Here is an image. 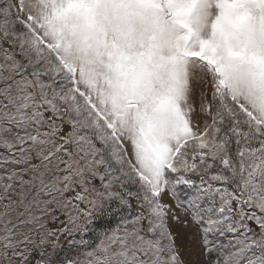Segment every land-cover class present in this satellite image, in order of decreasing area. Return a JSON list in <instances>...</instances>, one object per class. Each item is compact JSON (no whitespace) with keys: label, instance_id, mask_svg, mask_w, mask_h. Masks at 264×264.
<instances>
[{"label":"snow or ice","instance_id":"1","mask_svg":"<svg viewBox=\"0 0 264 264\" xmlns=\"http://www.w3.org/2000/svg\"><path fill=\"white\" fill-rule=\"evenodd\" d=\"M0 264H264V0H0Z\"/></svg>","mask_w":264,"mask_h":264}]
</instances>
